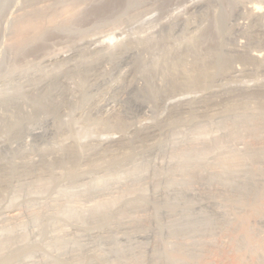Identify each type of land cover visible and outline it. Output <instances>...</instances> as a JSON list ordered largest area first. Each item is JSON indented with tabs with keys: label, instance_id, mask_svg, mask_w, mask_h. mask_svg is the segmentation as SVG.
<instances>
[{
	"label": "rangeland",
	"instance_id": "374dc122",
	"mask_svg": "<svg viewBox=\"0 0 264 264\" xmlns=\"http://www.w3.org/2000/svg\"><path fill=\"white\" fill-rule=\"evenodd\" d=\"M263 30L264 0H0V111L21 119L18 134L0 141V167L9 179L1 187L0 210L21 202L27 189L64 186L73 163L83 178L77 182L94 168L90 162L97 165L94 175L102 174L106 149L125 143L140 156L146 144L138 139L141 131L157 128L164 140L175 131L167 126L174 114L198 110V100L233 97L236 104L248 94L264 95ZM220 58L227 62L225 71L218 68ZM199 70L208 79L188 85L186 74ZM175 77L180 84L173 83ZM56 80L55 103L37 112L27 96ZM205 124H182L177 131ZM205 129L192 130L202 134L195 145L222 134L205 136ZM246 141L264 146V138ZM186 199L199 211L196 197ZM230 217L242 219L243 227L207 237L215 246L198 264H246L264 254L258 214L249 209ZM245 231L252 253L235 249Z\"/></svg>",
	"mask_w": 264,
	"mask_h": 264
},
{
	"label": "bare ground",
	"instance_id": "6f19581e",
	"mask_svg": "<svg viewBox=\"0 0 264 264\" xmlns=\"http://www.w3.org/2000/svg\"><path fill=\"white\" fill-rule=\"evenodd\" d=\"M255 12L258 20L262 14ZM138 65L139 60L135 73ZM218 68L225 71L226 60L220 58ZM208 77L199 70L184 78L188 85H203ZM58 83L26 97L37 112L44 110V103H55ZM173 83L180 84L179 78ZM245 97L236 104L233 97L222 102L198 100L200 110L180 109L174 114L167 126L175 131L164 140L158 138L157 128L141 131L138 139L146 144L141 143L140 156L120 143L118 149L102 154V174L94 175L91 170L97 165L90 162L94 168L86 180L77 182L81 172L75 173L73 163L64 186L38 193L27 189L21 202L0 210V264H198L215 246L207 237L232 225L233 230L243 227V220L231 215L251 209L264 222V146L246 141L264 138V95ZM121 122L115 124L122 127ZM20 124L18 116L0 111V141L16 136ZM182 124H205L201 126L208 129L205 136L222 134L195 145L202 134L193 131L201 127L180 133ZM5 173L0 167V193L8 184ZM187 194L198 199L194 208L199 211L188 206ZM205 207L212 213L200 211ZM246 232L235 249L252 253ZM144 237L146 241L141 240ZM246 264H264V254Z\"/></svg>",
	"mask_w": 264,
	"mask_h": 264
}]
</instances>
